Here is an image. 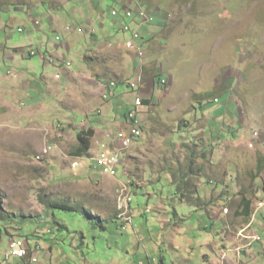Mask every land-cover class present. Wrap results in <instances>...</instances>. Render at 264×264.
<instances>
[{"label":"rangeland","instance_id":"obj_1","mask_svg":"<svg viewBox=\"0 0 264 264\" xmlns=\"http://www.w3.org/2000/svg\"><path fill=\"white\" fill-rule=\"evenodd\" d=\"M84 1L0 12V264H207L204 253L213 264H264V0H142L163 6L168 39L156 19V39L144 45L141 31V61L78 35L91 16ZM100 1L91 27L116 43L119 3ZM130 112L141 134L125 147ZM87 129L90 151L77 159L76 134ZM108 138L122 157L113 178L90 160ZM39 198L91 217L51 216ZM12 238L27 242L25 259L6 257Z\"/></svg>","mask_w":264,"mask_h":264},{"label":"built area","instance_id":"obj_2","mask_svg":"<svg viewBox=\"0 0 264 264\" xmlns=\"http://www.w3.org/2000/svg\"><path fill=\"white\" fill-rule=\"evenodd\" d=\"M111 16L114 17L115 20L120 22V32L123 35H126L127 38L124 41L125 48L127 50L133 51L134 56L141 61L144 57V50L142 49V45L138 43V41L142 40L141 28L144 24H150L153 21V18L149 13L143 11L140 7L130 8L129 6H122L120 8H114L110 11ZM128 21V22H127ZM118 23V22H116ZM34 25L37 26V22H34ZM132 25H135V28H132ZM70 28L66 27V31H69ZM20 31V30H19ZM77 32H83V29L79 28L76 30ZM56 41H60L59 37H56ZM35 53L33 51L30 52V56H34ZM58 78V76H56ZM140 81V77L137 78ZM160 85H166L167 82L164 78L159 80ZM111 86H114L112 83ZM142 100L139 97H135L134 106L135 111L139 106H141ZM128 120H130L131 124L128 127V135L119 134V140H121L122 144L127 147L129 146L133 140H136L140 137L141 131L138 125V121L133 112L128 114ZM127 120V121H128ZM257 137V133H252V139L249 141V147H252L254 139ZM99 151L97 154L90 158L94 162V167L98 170L102 175L113 178L116 176L117 172L123 168L122 166V157L120 154V150L117 148H112L108 143L102 142L97 143ZM51 151L50 146H46L42 150V154L48 155ZM76 158V157H75ZM79 159V158H77ZM81 159V158H80ZM89 159V158H88ZM72 169L78 167V162L74 160L71 164ZM128 184V182H127ZM125 185V184H122ZM122 191V189L118 190ZM127 196V204L125 206V210L128 211L130 208V200L129 195ZM258 207H263L262 203L258 205ZM255 240L258 241L259 237L255 235ZM27 243V242H26ZM25 241L11 239L9 241V250L10 252L6 255L14 256L17 258L25 259L27 257V245ZM32 262H35V259H31Z\"/></svg>","mask_w":264,"mask_h":264},{"label":"crops","instance_id":"obj_3","mask_svg":"<svg viewBox=\"0 0 264 264\" xmlns=\"http://www.w3.org/2000/svg\"><path fill=\"white\" fill-rule=\"evenodd\" d=\"M64 1H66V2H68V1H70V0H58V2L57 3H62V2H64ZM77 1H79V2H86V1H84V0H73V1H71V2H77ZM88 1V6H89V9H90V17H87V16H85V15H83L82 16V19H83V22H82V24H79V26H78V28H76L75 29V31L77 30V29H79V28H81V29H83V32H79V33H82V34H78L77 32V34L78 35H81V37H88V34H87V32L88 31H90V30H87L88 28H90L91 30L93 29L92 27H91V25H94V21H95V19H97V17H100V16H102V14L104 13V12H102L101 11V1L100 0H87ZM164 1V0H163ZM32 2H33V0H32ZM30 3H31V0H0V12H7L8 11V9H4V7H6L7 5H13V6H15L19 11H23L24 10V7L26 6V5H28V7L29 8H34V5H31V6H29L30 5ZM116 3H119L118 5H119V7H122V6H129V7H131V8H135V7H142V6H145L146 7V10H150L151 12H152V14L151 13H149L151 16H152V18H153V21L151 22L152 24H147L148 26H145L144 28H142V32H144L146 35H148L147 37L148 38H146L145 36L146 35H144L143 33H142V39L144 38H146L144 41L146 42H143L144 43V45L145 44H149L151 41H153L152 39H156V37H158L157 36V33L155 32V30H153L152 29V26L151 25H153V23L156 21V19L158 20V23H157V27L158 28H160L161 29V38L163 39V40H167L168 38H166V37H164V35H165V32H164V29H166V15L164 14V11H163V6H160L159 8H157V9H153V10H151L150 8V4H148V3H145V1H142V0H116V1H114V4H116ZM63 5H65L64 3H63ZM49 6H52L53 8H54V6L53 5H49ZM115 8V7H114ZM114 8H112V9H114ZM111 9V10H112ZM110 10V11H111ZM94 16V17H93ZM115 22V21H114ZM114 22H113V24H112V28L114 29V31H115V33H117L118 35H120V37L122 38V39H120V40H118L116 43H113L112 41H110L107 37H105L106 36V34H109V32H106V34H104L105 32L103 31V32H101V36H102V39L101 40H103V42H101V41H98L99 40V38L97 37V38H95V43L96 44H98V43H101V44H103V43H110V44H114V45H116L118 48H123V49H125V45H124V41H125V39L127 38L125 35H123V34H121V32H120V25H119V22L118 23H116V24H114ZM94 30V29H93ZM110 31V30H109ZM96 34H97V36H98V33L97 32H95ZM76 34V35H77ZM89 38V37H88ZM20 48V47H19ZM19 48H14V49H12V52L14 53V54H18L20 57H22L23 58V55H22V51L19 49ZM91 51V50H90ZM70 52V50L68 51V52H66V53H69ZM124 53H126L127 55H133L134 56V54L133 53H129L128 51H126V50H124L123 51ZM29 57H31V56H29ZM135 57V56H134ZM7 59H9L10 61H13V60H15L13 57H9V58H7ZM137 70V72H138V70H140V69H142V64L140 63L139 64V66H137V68H136ZM13 74V73H12ZM16 75H18L19 76V79L20 80H24L23 82H25V84H27L28 83V81L27 80H25V78H24V76H23V72H21V73H17L16 72ZM8 76H10V71H8ZM19 80H18V78H17V82H18ZM18 84V83H17ZM144 88H142L140 91H142ZM112 92V91H111ZM24 96V95H23ZM23 96H22V98H23ZM22 107L20 106V108H18L19 110L21 109ZM102 135V134H101ZM105 136L106 135H104L103 136V138H105ZM102 138V139H103ZM108 140V141H107ZM107 140H105V142H107L108 144H113V143H115V142H117V140L115 139H113L112 138V140H111V138H108ZM98 143V142H97ZM183 191H184V188H183ZM185 192V191H184ZM207 212V211H206ZM210 248V250H211V253H213V250H212V247H209ZM203 257V261L204 262H207V264H209V263H211L212 262V264L214 263L213 262V258H212V256L210 257V255H208L207 253H204V255L202 256ZM210 257V258H209Z\"/></svg>","mask_w":264,"mask_h":264},{"label":"trees","instance_id":"obj_4","mask_svg":"<svg viewBox=\"0 0 264 264\" xmlns=\"http://www.w3.org/2000/svg\"><path fill=\"white\" fill-rule=\"evenodd\" d=\"M73 1V0H70ZM116 0H113V2ZM128 22V21H127ZM149 25V24H148ZM88 37L90 40H93L95 42V38H97V34L95 33V30H90L87 32ZM90 51V50H88ZM94 58L91 57H84V62L89 66L90 64L93 65L94 64ZM160 80V78H159ZM135 92H139L140 89H132ZM139 90V91H138ZM143 102V101H142ZM126 119H128L127 116H124ZM94 136V131L92 129H87V130H81L78 131L76 134V147H75V151L72 154V156L76 157V158H82L83 156H86L89 151H90V147H91V139ZM181 187H178V192L180 190ZM40 199V202L44 205L45 210L50 211L51 216H53V210H62V211H79L82 213H85L86 215H88L89 217H91L87 212H84L82 209H76L73 208L71 206H68L67 204H64L62 202H45L43 200ZM241 208H242V215H249V211H250V201L249 200H245L244 198H242L241 202ZM198 204V203H197ZM9 218V216H7ZM0 218L3 219V215L0 212Z\"/></svg>","mask_w":264,"mask_h":264},{"label":"bare ground","instance_id":"obj_5","mask_svg":"<svg viewBox=\"0 0 264 264\" xmlns=\"http://www.w3.org/2000/svg\"><path fill=\"white\" fill-rule=\"evenodd\" d=\"M127 195H129V198H131L130 194H127ZM121 200H123L124 205H119V208H120V206H123V208L125 209V206L127 204V196L126 195H124V196L122 195ZM130 203H131V200H130Z\"/></svg>","mask_w":264,"mask_h":264}]
</instances>
